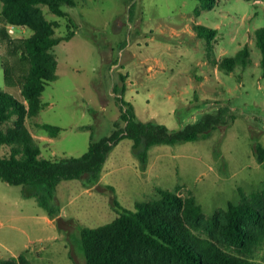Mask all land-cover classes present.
I'll return each instance as SVG.
<instances>
[{
	"label": "rangeland",
	"instance_id": "1",
	"mask_svg": "<svg viewBox=\"0 0 264 264\" xmlns=\"http://www.w3.org/2000/svg\"><path fill=\"white\" fill-rule=\"evenodd\" d=\"M206 1L213 3L210 8L201 0H83L68 7L75 25L45 7L46 17L58 21L56 35L75 31L52 49L58 78L43 93L46 106L25 120L45 157L80 156L91 137L110 134L121 113L117 86L120 94L125 86L123 95L139 117L156 118L173 129L193 122L194 115L221 109L231 121L206 138L152 146L146 169L134 154L133 139H123L97 186L87 187L80 179L60 182L57 195L66 218L90 227L115 219L108 185L131 209L137 201L157 198L160 187L194 195L208 217L264 190V161L256 151L257 143L264 148L263 55L256 41V29L264 26V0ZM1 7L0 1V12ZM196 24L216 28L215 37L199 36ZM7 27L13 38L32 33L26 26ZM244 47L250 50L248 66L238 63L234 71L220 66L225 56ZM12 57L7 44L0 43L2 90H11L6 65L14 63ZM30 64L20 63L21 72ZM17 70L13 78L20 85ZM39 122L63 130L52 136ZM42 208L36 197L23 195L22 185L0 178V259L26 254L33 264H74L73 251L81 262L66 231ZM68 230L70 235L75 229ZM256 257L264 260V245Z\"/></svg>",
	"mask_w": 264,
	"mask_h": 264
},
{
	"label": "trees",
	"instance_id": "2",
	"mask_svg": "<svg viewBox=\"0 0 264 264\" xmlns=\"http://www.w3.org/2000/svg\"><path fill=\"white\" fill-rule=\"evenodd\" d=\"M0 1V43L7 44L15 63L6 65L7 84L11 90L0 89V178L22 185L23 195L36 197L60 229L66 231L81 259L79 262L75 253L70 252L74 264H264V260L256 257L264 245V190L253 193L241 203H230L227 209L208 217L194 195L182 196L175 190L160 187L157 198L137 201L135 209H131L118 199L115 186L108 185L118 212L115 219L90 227L75 217L63 216L57 195L60 182L80 179L87 187L97 186L111 152L123 139H133L134 154L142 169H146L152 146L206 138L231 121L225 109H221L216 113H204L197 121L173 129L156 118L139 117L134 103L123 95L125 86L122 94L117 86L116 99L121 113L110 134L100 139L91 137L88 150L80 156L45 157L40 141L25 120L33 118L46 106L43 93L58 78V60L52 49L70 40L75 33L56 35L58 21L46 17L45 7L60 17H67L75 25L68 7L83 0ZM201 1L207 8L213 4ZM7 25L26 26L32 33L26 38H13ZM195 30L206 38H214L217 33L216 28L204 24H196ZM256 41L263 55L264 74V26L256 29ZM25 60L31 63L30 69L21 72L20 63ZM250 62V50L244 47L235 55L225 56L220 66L234 71L238 63L248 66ZM16 68L23 80L20 85L13 78ZM37 126L52 136L63 130L53 123L39 122ZM4 146L9 148L6 153L1 150ZM256 151L264 161V148L260 143L256 144ZM69 228L75 229L70 235ZM0 264L33 263L26 254H20L2 258Z\"/></svg>",
	"mask_w": 264,
	"mask_h": 264
},
{
	"label": "crops",
	"instance_id": "3",
	"mask_svg": "<svg viewBox=\"0 0 264 264\" xmlns=\"http://www.w3.org/2000/svg\"><path fill=\"white\" fill-rule=\"evenodd\" d=\"M204 38H206V37H204ZM138 113V112H137ZM139 115V114H138ZM42 210L44 211V212H46L47 213V218H48V220L49 221H51V222H55V219L54 218H51L50 216H49V213H48V211L47 210H45V208H42ZM62 214V213H61ZM65 244H64V247L66 248V250L67 249H69V244H68V242L66 241V242H64Z\"/></svg>",
	"mask_w": 264,
	"mask_h": 264
},
{
	"label": "built area",
	"instance_id": "4",
	"mask_svg": "<svg viewBox=\"0 0 264 264\" xmlns=\"http://www.w3.org/2000/svg\"><path fill=\"white\" fill-rule=\"evenodd\" d=\"M10 29H11V28H10ZM11 30H13V29H11ZM11 30H10V31H11ZM194 119H195V120H194L193 122H195V121H197V120H198V117H197V115H194Z\"/></svg>",
	"mask_w": 264,
	"mask_h": 264
}]
</instances>
